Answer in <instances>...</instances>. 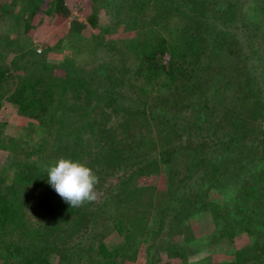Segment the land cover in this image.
Returning <instances> with one entry per match:
<instances>
[{"label": "trees", "instance_id": "trees-1", "mask_svg": "<svg viewBox=\"0 0 264 264\" xmlns=\"http://www.w3.org/2000/svg\"><path fill=\"white\" fill-rule=\"evenodd\" d=\"M6 1L0 0V16L9 11ZM24 1L27 7L31 5L32 0ZM135 1L137 6L129 4L130 9L137 8L144 17L134 16L132 21L143 32L114 42L112 52L107 51L92 69L65 63L58 73L50 64L30 58L36 71L28 69L31 73L6 91V71L0 66V109L5 100L31 123L45 124L37 145L48 147L45 157L52 160L44 165L21 159L12 180L0 182V231L12 220L18 203L34 206L38 213L28 236L6 238L0 246L6 264L35 263V259L44 260L38 264H94L98 260L117 264L119 247L110 246L95 226L103 224L101 217L109 219L110 214L105 216L109 205L118 210L127 200L135 177L160 161L170 165L164 209L158 219L163 226L157 234L162 242L173 245L176 239L173 232L165 237L166 215L177 223L208 212L222 233H231V220L240 230L261 233L243 253H235L237 259L229 264H264V130L250 126L253 120H264V88L251 70L253 53L247 51L248 37L256 33L251 26L255 29V19L264 15V0ZM120 5L121 0L116 3ZM53 11L59 19L71 13L65 0H54ZM239 21L247 40L231 30L239 28L230 29V22ZM24 58L22 53L11 62L17 64ZM184 96L192 100L185 106H191L194 116L181 120L167 115L164 108L156 109L160 100L172 101V106L183 104ZM109 108L121 113L114 127L107 126L102 116ZM218 112L228 121L227 127L219 119L211 120ZM241 115L246 120L243 128L237 119ZM153 120L161 123L160 133L165 136L160 139L167 144L157 155H138L142 146L158 145V138L150 134ZM191 135L200 139L187 141L185 136ZM210 140L216 145L211 146ZM212 151L220 158L213 157ZM128 153L136 160L127 161ZM60 157L80 161L89 157L87 165L99 176L98 188L105 189L101 182L106 175L118 174V180L101 201L71 208L47 180V168ZM240 164H249L252 171L250 179L238 184L233 175L241 173ZM224 188L231 190L230 204L213 195ZM54 258H58L56 263Z\"/></svg>", "mask_w": 264, "mask_h": 264}, {"label": "rangeland", "instance_id": "rangeland-1", "mask_svg": "<svg viewBox=\"0 0 264 264\" xmlns=\"http://www.w3.org/2000/svg\"><path fill=\"white\" fill-rule=\"evenodd\" d=\"M65 1L71 13L61 19L53 11L54 0H32L29 7L26 6L28 3L24 0L6 1L10 3H6L9 11L1 13L2 16H0V66L6 71V81L3 85L6 91L9 87L13 88L18 84L27 73H31L28 69L36 71L29 62L30 58L50 64L58 73L62 71L65 63L92 69L105 54H108L107 51L112 52L111 45L114 42L121 43L135 33L143 32L132 21L134 16L138 17L137 19L144 17V13L138 11L137 8L130 9L131 5L137 6L135 0H121L120 6H116L119 0ZM255 22H258L256 26L258 30L252 28L254 25L251 26L256 33L254 37H250L251 39L248 37V40L245 32L240 31L242 21L230 22L229 25L230 29L239 28L231 30L249 42L247 51L253 53L251 70L257 75V82H260L264 88V56L263 61L260 58L264 54V15L258 16ZM227 24L225 23V26ZM22 53L25 54L24 60H20L17 64L11 62L13 58ZM184 97L183 104L173 106L172 101L166 103L160 100L156 103V109L162 111L164 108L167 115L177 116L180 119L189 115L194 116L191 106H185L190 105L192 100L190 101L188 96ZM154 99L157 100V98ZM168 100L172 99L168 98ZM219 115L218 112L215 117L211 116V120L219 119L221 126L227 127L228 121H223L225 119L223 114ZM102 116L109 127H114L121 120V113L117 109L109 108L107 112H103ZM243 118L242 115L237 118L243 123L241 128L246 126L244 124L246 120ZM30 123L29 118L17 111L15 104L4 100V106L0 109V144L3 142L9 147L5 148L0 145L1 183L6 184L12 180L16 162L21 159L38 161L44 165L52 161L50 156L45 157L49 151L48 147L37 145L46 127L45 124L31 123L35 125L33 127ZM152 124L153 129L150 134L158 138V145L142 146L138 155H157L158 151L167 144V142L162 143L163 139H160L161 135L165 136L164 133H160V130H163L161 123L153 120ZM29 126L33 128L29 129ZM250 126L263 133L264 120L261 118L253 120ZM142 129L146 131L145 128L142 127ZM192 137L195 139L194 142L200 139L196 135L185 136V139L188 141ZM206 138L210 139L208 135ZM181 142L186 143L184 140ZM215 143L216 141L211 140L209 142L211 146H215ZM212 156L220 158V154L213 151ZM126 158L127 161L136 160L132 153H128ZM81 161L87 164L91 160L85 157ZM240 165L243 168L241 173L233 175L234 183L238 184L250 179L252 171L249 164L247 167L246 164ZM169 169V164L160 161L148 172L137 175L136 180L134 179V187H130L127 192V200L118 210L113 204L109 205L105 214V216L110 214L109 219L104 220L101 217L100 221L103 224L95 226L98 233L104 234L102 239L110 246L119 247L120 254L117 257V264H229L235 261L237 259L235 253H243L245 248L251 245L254 238L261 233L252 234L249 231L240 230L234 225L233 220H231V233H222V229L218 227L214 217L208 212L196 213L191 218L179 220L177 223L170 215H166L168 224L164 226V229H167L165 237L168 238V235L171 237L173 232L176 239L172 240L175 244L160 240L157 234L163 226L158 219H161L160 215L164 209L162 201L167 190ZM117 180L118 174L106 175V179L101 182L105 183V189L101 186L97 187L99 193L97 201L105 197L106 190L110 185H115ZM230 192V189L224 188L213 191V195L218 201L230 204ZM123 196L126 197V193ZM13 214L6 229L0 231V246L4 245L6 238L16 237L19 240V238L28 236L30 230L38 222L37 210L29 204H16ZM66 245L70 246V243ZM38 259L41 260L42 257ZM57 260L58 258L53 259L55 263ZM42 261L35 259V263L29 261L28 264H38ZM6 262V258L0 256V264H6ZM94 264H103V261L98 260Z\"/></svg>", "mask_w": 264, "mask_h": 264}, {"label": "clouds", "instance_id": "clouds-1", "mask_svg": "<svg viewBox=\"0 0 264 264\" xmlns=\"http://www.w3.org/2000/svg\"><path fill=\"white\" fill-rule=\"evenodd\" d=\"M46 171L48 183L71 208L97 201L99 176L86 163L60 157Z\"/></svg>", "mask_w": 264, "mask_h": 264}]
</instances>
